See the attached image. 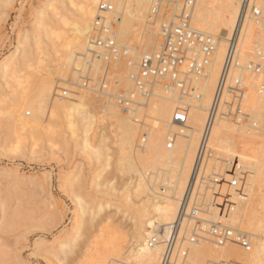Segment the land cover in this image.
<instances>
[{
    "label": "bare ground",
    "instance_id": "1",
    "mask_svg": "<svg viewBox=\"0 0 264 264\" xmlns=\"http://www.w3.org/2000/svg\"><path fill=\"white\" fill-rule=\"evenodd\" d=\"M159 1L162 2L161 0H119L116 3V10L121 14L116 40L118 45L127 49L128 56L136 52L135 61L139 59L141 61L143 57L159 51L160 25L152 21L156 20L155 18H151ZM100 2L101 0H68V5L76 8L79 13L76 20L68 15V10L61 2L50 4V16L70 29V34L61 48V54L55 61L56 65L54 67L45 65L48 55L39 40L34 43L32 51L35 55H32L31 47L24 45L27 38L21 39L15 55L4 59L0 64V85L8 90L13 89L14 84L20 85L19 74L22 70L31 68L33 63L38 65L39 69H46L42 76L36 75L31 79L32 90L18 96L19 99L16 98L8 111L7 114L14 123L12 129L14 133H30L31 136H35L38 131L48 130L56 115L66 113L74 129L82 127L85 148L100 158L102 147L107 146H102L107 136L105 137L104 128L99 126L101 124L97 125L100 122L98 115L102 114L100 117L102 123L105 119L112 121L110 126L113 127H111L112 140L113 145L116 144L115 149L118 153V168L123 175L124 173L128 175V178H135L132 180L134 185L131 184V186L133 185L132 188L135 190L133 193L138 196L135 197L140 200V208L135 209L136 216L133 213L135 221L133 220L132 225L131 233L133 234H130V237H133V248L131 250L129 248L130 251L124 253L125 246L119 245L116 247L115 255L113 252L114 257L99 256L93 264H160L164 251L163 239L168 235L177 218L180 201L190 179L208 110L220 78L228 40L240 15V2L238 0H195L192 28L216 38L217 44L211 56L212 65L209 72L207 69L203 74L181 76V82L188 88L185 96L181 95L183 92L180 90L184 85L163 82L151 84L149 95L141 94L133 79L140 62L130 61L128 65L131 71L130 74L128 73V78L125 76L123 77L126 79L120 78L125 86L121 88V91H124L130 101L127 113L122 112L113 100V97L119 94L120 88H117L116 93L111 94L109 92L111 88L108 86V91L100 95L101 98H94L90 91L85 90H79L77 94L68 95L66 98L58 97L55 95L57 91L54 92L58 82L69 85V77L83 71L88 61L92 64L90 73L95 77L102 72L99 69L102 70V67L107 66L106 61L93 57L91 53L94 48L91 46L90 37ZM259 8L263 15L262 22L256 24L247 21L242 30L240 57L243 62L252 60L255 55L259 57L261 63L264 61V0L259 3ZM44 21H46L43 25L47 28V33L53 35L52 27H50L52 24L47 23L50 22L49 20ZM144 36L147 38L144 41L146 42L144 53H148L145 56L141 53L139 55V50L136 48L122 44L124 40H135L138 45H142ZM255 44L262 48L257 49ZM121 59L113 61L109 68L111 66L118 68L122 65ZM239 69L241 71H237ZM239 69L233 70L231 77L233 81H241L245 86V105L249 111V119L245 124L239 125L227 120L218 122L210 137L212 155L208 166H214L219 172H224L227 168L226 164L237 161L235 166L239 169L238 175L241 179L243 195L238 196L225 188L220 192L222 197L220 199L231 200L236 204L228 215L227 221L234 226L233 228L243 233L248 241L251 239L252 246L244 249L237 244L216 246L211 242H204L200 246L190 248L188 264H206L230 261V259H236L240 264H264V119L259 118V116L264 118V111L257 109L264 108V97H258L256 94V88L264 85V73L256 76L247 74L243 67ZM54 70V74L50 73ZM236 72L240 74L236 76ZM199 78L206 80L205 83L201 80L203 87L200 85L202 82L200 83ZM68 85L65 86L69 88ZM96 101L105 103L100 108L98 106L96 108ZM178 109L187 110V124L182 125L174 121V114ZM32 112L34 115L28 118ZM254 117L255 119L258 117L260 122L253 120ZM109 120L106 122L109 123ZM255 131L261 135L254 134ZM96 136L100 139H98V145L93 143ZM170 141L174 142L171 149L168 148ZM180 159L182 163L178 165ZM160 187L165 191H161ZM76 198L83 218L89 214L88 208L83 205V199L80 196ZM102 209L103 206H100L98 212ZM85 223H88V220L83 219V224ZM79 230L76 232L78 236H80ZM153 236H159L160 242L150 246L149 242ZM70 242L62 243L55 254L61 263L65 262L73 251L74 243ZM127 244L128 242L125 243Z\"/></svg>",
    "mask_w": 264,
    "mask_h": 264
},
{
    "label": "rangeland",
    "instance_id": "2",
    "mask_svg": "<svg viewBox=\"0 0 264 264\" xmlns=\"http://www.w3.org/2000/svg\"><path fill=\"white\" fill-rule=\"evenodd\" d=\"M57 1L66 7L68 15L73 20L78 19L77 9L70 7L68 0H0V64L4 59L13 57L21 39L27 38L24 45L31 47L30 51L33 50L37 40L45 47L48 55L46 66L56 65L55 61L59 58L61 48L67 40L66 37L70 34L69 27L63 26L50 16L49 5ZM161 1L162 3L166 1L164 6L169 3L171 12L177 7L174 2L178 0ZM159 18L152 21L160 25L161 32L163 13ZM44 20H49L50 22L47 23L52 24L50 27H52L53 35L47 33V28L43 25L46 22ZM144 37L143 42L147 39L146 36ZM122 44L136 48L139 50V55L148 54L144 53L146 42L142 43V46L135 40H124ZM255 47L262 48L257 44ZM32 52V55H35L34 51ZM132 55H127L130 59L127 56L123 57L122 65L118 68L114 66L109 68L111 69L109 73L111 94L116 93L117 88L121 90L125 87L120 78L126 79L125 77L130 74L131 69L128 64L135 61L136 52ZM257 57L255 55L252 60H257ZM246 61L248 60L242 61L243 64ZM135 62L139 63L140 59ZM32 65L31 68L24 69L19 74L20 85L14 84L11 90L0 85V264H93L99 256L114 257L113 252L115 255L116 247L119 245L125 246L124 253H127L133 248V237H130V234H133L131 232L136 216L135 209L140 208V200L136 198L138 197L136 193H133L135 190L132 188L134 185L132 180L135 178H128L129 176L125 173L123 175L118 168V153L115 149L116 144L113 145L112 140L113 127L110 126L112 121L108 119V123L107 119H103L102 123L100 118L102 114L98 115L100 122L98 121L97 125L101 124L99 126L104 128L105 137L107 136L105 143L102 144L107 146L102 147L100 158L85 148L82 127L74 129L66 113L56 115L49 129L38 131L34 133L35 136H31L30 133L13 132L14 123L7 114L8 111L16 98L18 100L23 93L32 90L31 79L36 75L42 76L46 70L39 69L34 63ZM211 65L210 61L207 67L208 72ZM104 68L105 66L99 71H103ZM50 73L54 74L55 70ZM237 74L240 72H236V76ZM73 76L74 74L69 78ZM199 80L200 83L206 81L205 78H199ZM65 85L68 84L58 82L54 92L67 89L74 91L70 83L68 86L71 88ZM200 85L203 87V82ZM91 95L94 98H101ZM96 102V108L97 106L100 108L105 103ZM257 109L264 111V108ZM33 115L32 112L28 118ZM259 118L264 119L261 116ZM257 119L254 117L253 120L260 122V119ZM254 134L260 133L255 131ZM99 138H101L100 134ZM99 138L96 136L93 140L95 145H98ZM164 145L166 147V142ZM181 163L180 159L178 165ZM211 163L214 164V162ZM233 163L237 164V161ZM212 168L214 166H209L208 170L211 171ZM160 190L165 191L161 187ZM77 196L83 199V205L89 211V214L83 218ZM100 206H103V209L98 212ZM83 219L88 220V223L83 224ZM227 223L232 226L229 221ZM78 230L80 236L76 235ZM70 241L74 243L73 251L65 262L61 263L55 254L62 243H71ZM124 242L128 244L125 245ZM249 242L252 246L251 239ZM234 260L239 262L236 259H230V261Z\"/></svg>",
    "mask_w": 264,
    "mask_h": 264
},
{
    "label": "built area",
    "instance_id": "3",
    "mask_svg": "<svg viewBox=\"0 0 264 264\" xmlns=\"http://www.w3.org/2000/svg\"><path fill=\"white\" fill-rule=\"evenodd\" d=\"M119 0H101L98 15L90 37L93 57L103 59L107 66L102 73L95 77L91 74V61H88L83 71L76 72L69 82L74 91L62 90L55 93L58 97L77 94L79 90L90 91L100 96L106 94L109 86V66L113 61L127 56L125 47L118 45L116 37L121 21V14L116 10ZM240 15L236 27L229 40L228 47L217 83L207 120L203 129L196 159L191 171L190 179L180 201L175 222L168 235L163 239L164 251L160 264H188L191 247L200 246L204 242H211L216 246L237 244L241 248L249 249L250 242L239 230L227 223L228 215L233 211L235 203L231 200L222 201L221 191L225 188L238 196L243 195L239 169L236 163L229 162L224 172L213 168L208 170V162L212 155L210 137L220 120H227L236 125L245 124L249 119L246 108L245 86L241 81H233L231 73L243 67L247 74L263 75L264 65L257 60L242 63L240 57V38L244 24L247 21L262 22L263 15L259 3L263 0H238ZM195 0H178L173 12L169 6L158 2L151 18H159L163 13L161 29V44L155 54L143 57L133 77L137 90L149 95V87L153 83L163 82L173 85L181 82V76L188 74H203L213 55L217 39L200 33L192 28V12ZM91 60V59H90ZM180 89L186 95L188 88ZM257 94L264 97V85L257 88ZM113 100L122 112L127 113L130 105L129 98L124 91L119 92ZM174 121L185 125L188 122L187 110L178 109L174 114ZM174 142L170 141L171 149ZM160 242L159 236L150 239V246ZM206 264H240L236 261L207 262Z\"/></svg>",
    "mask_w": 264,
    "mask_h": 264
}]
</instances>
